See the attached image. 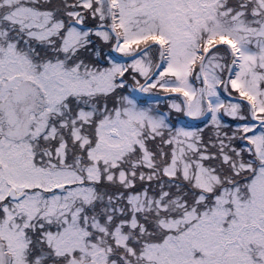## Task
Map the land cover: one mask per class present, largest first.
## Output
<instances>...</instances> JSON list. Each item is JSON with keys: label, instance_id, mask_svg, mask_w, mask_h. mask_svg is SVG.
<instances>
[{"label": "snow or ice", "instance_id": "snow-or-ice-1", "mask_svg": "<svg viewBox=\"0 0 264 264\" xmlns=\"http://www.w3.org/2000/svg\"><path fill=\"white\" fill-rule=\"evenodd\" d=\"M0 264H264V0H0Z\"/></svg>", "mask_w": 264, "mask_h": 264}]
</instances>
